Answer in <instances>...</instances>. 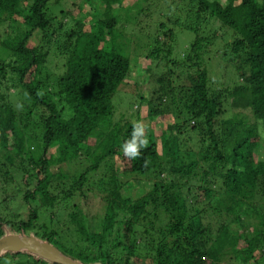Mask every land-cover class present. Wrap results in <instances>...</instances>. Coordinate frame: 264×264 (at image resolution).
Returning <instances> with one entry per match:
<instances>
[{"label":"trees","instance_id":"trees-1","mask_svg":"<svg viewBox=\"0 0 264 264\" xmlns=\"http://www.w3.org/2000/svg\"><path fill=\"white\" fill-rule=\"evenodd\" d=\"M116 5L129 7L0 0V27L9 31L0 39V236L32 234L82 263L264 264V0H190L173 24L194 39L179 59L173 29L145 40L151 87L136 91L146 116L125 118L114 97L138 56L115 43ZM209 23L222 35L204 34ZM219 39L214 57L236 77L225 69L214 90L206 54ZM3 85L23 97L19 114ZM157 117L167 122L158 136L144 122ZM138 122L149 143L130 159L123 145ZM190 129L198 146L183 150ZM86 160L78 175L65 171ZM14 178L20 183L8 188ZM91 196L101 200L96 212ZM3 260L59 264L26 251Z\"/></svg>","mask_w":264,"mask_h":264},{"label":"rangeland","instance_id":"rangeland-1","mask_svg":"<svg viewBox=\"0 0 264 264\" xmlns=\"http://www.w3.org/2000/svg\"><path fill=\"white\" fill-rule=\"evenodd\" d=\"M54 1V0H52ZM75 0H60L61 6L66 5L67 8L71 7L72 3ZM222 3H225L226 0H220ZM125 3H127L128 8H122L118 5L113 6L112 11L117 16V25L115 27V31L118 33L117 38L115 39V43L123 48H126L131 54L138 56V60L133 59L132 62V69L129 72V76L127 78V81L125 82V86H123L120 89L119 94H115L114 97V103H116V100L121 98V106L120 111L123 114V118L129 117L130 113H135L136 110H139L140 116L145 117L146 115L144 112L147 110L145 103H138V95L139 92H137V87L139 84H143L141 90L146 92L151 85L149 84L152 80L148 75L145 74V68L152 66L154 63H150V60L145 56V52L150 49L149 44L145 42L149 39H152L154 37L160 36V40H163V34L166 32L168 28H171L174 30L175 38L173 42V52L172 57L173 58H181L182 55L186 52L189 43L194 39L195 33L189 30H186L182 28L181 26L173 24V20L177 17H182L185 13L184 11L190 7V0H149L148 2H137V0H124ZM56 10H59V7L56 5L54 6ZM85 8L88 9V11L93 12L94 9L91 7H88L85 5ZM213 21V20H212ZM160 23H164L163 26H159ZM205 29L203 30L204 34L209 33H217L219 35H222L220 28H217L216 24L209 23L208 25H205ZM0 39L4 38L6 36V33L9 31L5 27H0ZM224 30L226 28H223ZM148 37L145 39V37ZM225 41L222 39H219L214 47H212V50L210 53L206 54L207 57V68L209 70V78L211 81L210 87L212 89L221 88L217 83V81L222 78L223 74L225 73V69H227V72L231 73V68L229 65H226L221 60H218L215 55L216 48L223 45ZM146 51H145V50ZM0 56H3L2 49L0 50ZM215 58V59H214ZM223 63V64H222ZM222 64V65H221ZM172 69L174 72L179 71V65H168L165 68H163L164 71H168V69ZM157 70V69H156ZM135 74V75H134ZM232 77H236V74L234 71L231 73ZM174 78V75L172 76ZM217 79V80H216ZM2 91H7L9 95V101L12 103V106L14 107L16 114H19L22 110V107L20 106L21 101L24 100L23 97L16 92H12V88H5V86H2ZM126 108H129L126 110ZM131 108V109H130ZM119 111L117 112L116 117L118 116ZM229 112L226 114L224 113V116H228ZM116 120H119L117 117ZM19 121V120H18ZM147 121L151 124L152 128L154 129V132L156 136L161 133L162 130L166 127V121L162 117H157L153 121H149L148 119H145L144 122ZM18 124L20 126H23V124L19 121ZM186 131V129H185ZM189 133V134H188ZM186 132L184 135H181L182 141L185 140L187 143L185 144L183 150H195L198 146V144H195L196 138L190 136V134H194L191 129L189 132ZM160 147V146H159ZM195 149H192V148ZM85 145L80 146V153L84 152ZM259 155L263 157L264 154V144L262 143V146H260ZM52 153L54 157H57L59 155L58 149L53 148ZM258 157V155H257ZM2 159H0L1 161ZM4 161V159H3ZM88 160L82 165H79L78 163L69 164L68 167L65 169L70 174L78 175L84 167L88 164ZM9 165V164H8ZM171 174L168 173V176L166 173H163V178L166 180V177L171 178ZM172 179L177 180L176 178L172 177ZM12 183H8L6 185L8 188L14 184L20 183V178H14L11 180ZM32 182H34L33 179H31ZM151 181L147 180L146 184ZM144 184V181L140 182H134V189H137V191H140L142 185ZM91 194V193H90ZM3 196L0 193V197ZM92 201V211L96 212L99 210V200L100 198L98 196H91L90 197ZM260 204L264 203V198H259ZM263 201V202H262ZM101 203V200H100ZM18 204V201H16L15 205ZM164 222L163 218H161L160 223ZM244 242L241 241L240 245H243ZM225 261V260H224ZM1 264H8L6 262H1ZM250 264H253L252 262Z\"/></svg>","mask_w":264,"mask_h":264},{"label":"water","instance_id":"water-1","mask_svg":"<svg viewBox=\"0 0 264 264\" xmlns=\"http://www.w3.org/2000/svg\"><path fill=\"white\" fill-rule=\"evenodd\" d=\"M30 252L37 257L50 262L59 264H101V263H82L79 260L72 259L64 255L53 244L41 240L34 235H25L23 233H12L5 230L0 236V255L5 252Z\"/></svg>","mask_w":264,"mask_h":264},{"label":"clouds","instance_id":"clouds-1","mask_svg":"<svg viewBox=\"0 0 264 264\" xmlns=\"http://www.w3.org/2000/svg\"><path fill=\"white\" fill-rule=\"evenodd\" d=\"M145 125L138 122L134 125L133 139L127 141L123 145L124 155L130 159H136L140 157V149L148 146V139L145 135ZM148 161L145 160L144 164L147 165Z\"/></svg>","mask_w":264,"mask_h":264}]
</instances>
